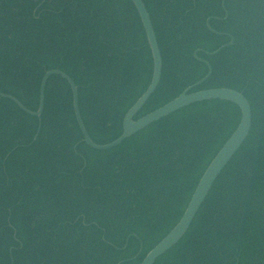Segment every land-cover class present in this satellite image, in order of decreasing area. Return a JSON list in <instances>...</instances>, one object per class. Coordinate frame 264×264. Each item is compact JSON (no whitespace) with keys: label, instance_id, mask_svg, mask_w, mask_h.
Instances as JSON below:
<instances>
[{"label":"trees","instance_id":"16d2710c","mask_svg":"<svg viewBox=\"0 0 264 264\" xmlns=\"http://www.w3.org/2000/svg\"><path fill=\"white\" fill-rule=\"evenodd\" d=\"M142 2L162 75L134 121L201 81L206 64L211 77L190 93L234 90L252 113L245 144L155 264H264V0ZM50 71L77 87L93 143L120 138L153 73L130 0H0V94L36 113ZM240 119L231 103H198L97 152L83 143L60 77L47 82L40 119L0 99V264H141L180 221Z\"/></svg>","mask_w":264,"mask_h":264},{"label":"water","instance_id":"95a60500","mask_svg":"<svg viewBox=\"0 0 264 264\" xmlns=\"http://www.w3.org/2000/svg\"><path fill=\"white\" fill-rule=\"evenodd\" d=\"M130 2L133 4L139 15L147 38V43L150 48L153 60V73L151 83L146 92L137 100V102L129 109V111L124 116L122 122L123 132L121 137L118 138L116 141L103 146L96 145L91 141L80 116L78 107V89L73 83V81L67 75L60 71H50L43 76L39 89V107L36 113L28 111L18 100L11 96L0 94V99L9 100L13 102L25 114L40 119L44 110V94L47 82L53 76L60 77L70 87L72 93L74 116L78 128L81 132L83 143H85L90 149L97 152H108L110 150H113L123 144L127 139L132 138L147 127L151 126L152 124H155L169 117L170 115H173L174 113L194 104L210 101H220L231 103L239 108L241 119L236 130L228 139V141L224 144L222 149L218 152V154L215 156V158L212 160V162L204 172L182 218L177 223V225L171 230V232L152 251L147 254L145 259L141 263L155 264L158 259L168 253L171 249H173L184 238V236L189 231L193 221L195 220L199 210L201 209L209 193L211 192L213 186L217 182L218 178L221 176L222 172L225 170L228 164L234 159L236 154L245 144L251 131L252 113L251 107L245 97L241 93L234 90L219 88L190 93L195 88H198L203 85L211 77L212 69L209 64H206L208 71L206 76L201 81L196 83L194 86L188 88L185 92L179 95V97L169 102L162 108L152 112L151 114L141 118L138 121H134L135 116L145 106V104L153 96L159 86L162 75V58L157 43L156 35L153 30L149 14L144 3L142 2V0H130ZM207 27L211 31L209 25H207ZM232 44L233 42H231L226 47L220 48L214 53H207L206 56L214 57L218 55L224 48L230 47ZM128 240L125 245L126 247L128 244ZM140 247L141 248L138 253V256L142 252L143 246L141 242Z\"/></svg>","mask_w":264,"mask_h":264}]
</instances>
